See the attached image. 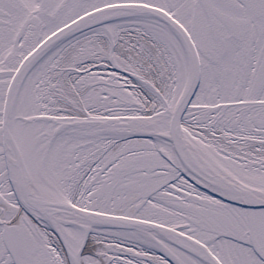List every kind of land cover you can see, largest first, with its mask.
<instances>
[{
    "label": "snow or ice",
    "instance_id": "snow-or-ice-1",
    "mask_svg": "<svg viewBox=\"0 0 264 264\" xmlns=\"http://www.w3.org/2000/svg\"><path fill=\"white\" fill-rule=\"evenodd\" d=\"M0 264H264V0H0Z\"/></svg>",
    "mask_w": 264,
    "mask_h": 264
}]
</instances>
